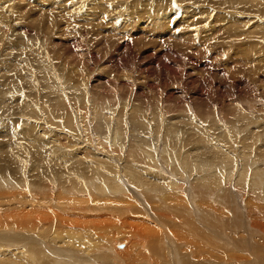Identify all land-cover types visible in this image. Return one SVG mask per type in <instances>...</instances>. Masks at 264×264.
Masks as SVG:
<instances>
[{
    "label": "bare ground",
    "instance_id": "1",
    "mask_svg": "<svg viewBox=\"0 0 264 264\" xmlns=\"http://www.w3.org/2000/svg\"><path fill=\"white\" fill-rule=\"evenodd\" d=\"M19 1L20 0H0V62H2L0 65V143H2V145H0V176L9 175V177L20 178L22 180L25 179L28 192L24 193L22 191L24 186L20 184L19 181H14L11 179L7 182L8 188L3 193V198L0 200V264H96L86 257L81 258V256H79V251L82 253H84V251L92 253L97 248H99L98 251L103 248L105 251L101 253L109 256L114 260H117L118 264L117 257L127 253L129 250L128 242L123 237H120L122 233L119 231V229H122V225L124 224H128L130 229L137 228L138 233L148 234L151 231H154L155 239L157 241L160 240V243H164L165 235L162 231H160V228L162 227L161 219L156 216V214L151 212V208L152 210H155L156 206L154 204H151V207H149L146 201L148 199L154 198L159 199V196L157 195V192L159 191L153 186H158L162 189L164 187L162 181H166L167 183H169L168 179H170V177L172 176L174 177L173 173H179L175 168V158L181 159V163L184 166L183 169L188 168L190 169V171H195V168L197 166L199 167L200 176L198 186L196 181V189L197 187L199 189V198L202 197V195L205 196L206 194H210L207 202H210L209 205L212 206V209L210 210L212 214L208 213L209 216L214 217V215H218L217 217L221 220H215L220 223L219 226L223 225L224 229H227V235L230 233V228H233V230L238 228L240 230L238 231L242 234L238 237V240L236 242L238 247L241 248L240 250H242V252L244 253L245 251H247L244 247L246 246L244 243L246 241L248 244L247 246L250 248V250L255 251L256 254V251L258 250H256V248L254 247L255 241L252 243V241H250V238L246 240L243 234H248V236H251L252 233L259 231V233L263 235L256 236H264V97L261 100L263 102L261 106H253L249 101V97H241L240 99L237 97L238 102L229 104L228 108L225 107L226 110H223V108L221 109V107H211L212 110L209 109L208 103H210V100H207L208 108H206V103L203 104V101L205 100L204 99L201 101L202 103H200V105L205 107L199 108L200 106L197 104L199 106L197 109V106L196 108H194L190 106L191 104L189 105V103L173 105L169 103L168 105L169 99L165 97V93L163 94L162 90H160V92H155L150 88V86L149 93L152 94V100L150 99L152 103H150V100L147 99L149 97V94L146 95L147 91L145 92V95L141 93L142 96L144 95L143 98L146 96V101L140 98L141 96H138L139 99L134 97V91H137L136 88L139 86L138 83L140 81H138L139 79H136L137 81H134V79H132L133 77H129L132 75L135 77L133 72L130 71L132 72V75H130V72L129 74L127 73L128 76H126L127 78L125 77V79L128 80L127 83L133 84L135 82L134 84H136L137 82V87H135L133 90L129 89V91H131V93H129L134 97L133 99H131L130 95L129 97H127L128 90H126L127 93L125 92L127 94L125 98L115 96L114 92L116 90L111 91V89L114 88V83L116 82H118L116 85V89H118L117 87L119 84L120 86L122 85L121 87L119 86V93L121 91L120 89L124 90L126 89L125 87H127L126 85H129L127 83L121 82V76V78H119L120 83L119 80H117L118 78H116L115 82H112L113 86L110 80L108 81L110 82L108 83L109 86L111 85L112 88L109 89L107 87L108 89H106L108 91L110 90L114 94L110 92L108 94L107 91V93L105 94H107L108 96L104 95L103 93V96L106 97L107 100L98 101L93 97L91 91H86V75L84 76L83 82L79 85L70 86L66 84V82H68L69 80L71 72L72 75L76 74L77 78L80 77L79 72L74 69V66L84 61L83 55H89L93 53V50L91 51V49H89L90 42L82 38V36L84 37V35L86 38L87 35L82 33L87 31L84 30V32L82 33L76 31L77 33H80L77 34L78 37H73L70 39H68L67 37V39L69 40L68 42H65V40H60V38H62L63 36H59V40L64 41L67 44H65L64 42H59L58 40H55L56 42L52 45L46 44L47 40H45V38L51 37L50 28L53 29L52 22L54 21V19L52 20V16L49 15L42 21V18L45 15H43V13L40 14L39 11H36L37 9L35 10V8L39 6L38 2L42 1L44 3L45 1L47 3V6H50H48L49 8L53 7L61 10V8L63 7V10L65 12L63 13L67 15L66 20H69L74 18V10H76L75 8L77 7L73 5L74 8H72L70 7V3L65 4L68 0H55L56 3L52 4H49L50 0H30V2L29 0H26L27 3H25L28 6L30 3L38 4L34 6V9L32 7L33 11L38 12L39 15H37L34 14L35 12L31 11V8L29 9V13L28 11L23 12L25 11V5L23 6L22 4L20 7H17V2L19 3ZM98 1L100 0H96V2ZM111 1L117 0H103V2L100 4L101 9L99 8V6L95 7L101 11H99L101 14H106L108 8L110 9V11L115 9L112 6ZM140 1L142 0H139V2ZM190 1H192L193 4L201 3L202 5H204V3H206L205 1L201 0H175V8L174 12L172 11V14H178L179 16L183 14L186 15L187 12H181L178 4L182 2H186L187 4ZM244 1L245 0H233L232 2L227 1L225 3V9L228 11L236 10L238 8L236 10L237 13H247L255 15L254 18L252 17L253 20H255L253 22L251 20L250 21L252 23L255 22L254 24L256 31L254 32V34L260 36L259 40H257L256 43L257 46L253 45L255 44V42H251V40L249 41L251 42L249 43V45L247 44L248 42L246 43V46L249 47H243L239 49L241 52L237 50L238 48L235 49L239 54H241L239 55L236 52L237 56H241V58H248L249 55L255 54V52L257 53L258 51H260V53H262L260 49H262L263 47L261 46L260 48L259 44L262 41V45H264V27H261L262 24H264V13L262 12L264 10V7L262 10L264 0H249L251 4L250 7H246ZM96 2L92 4L98 5ZM154 2L155 1H152V3ZM43 3H41V9V5L39 6V10H43L42 8L46 6V4L43 6ZM210 4L212 5V1ZM213 4L217 6L216 0L215 2H213ZM146 5H143V8ZM152 6L150 5V7ZM160 6L163 5L161 4ZM48 7L47 10L50 11ZM90 7L91 6H89V8ZM163 9L166 10L165 7ZM141 10L142 9H140V11ZM145 10L146 9H144V12L146 13ZM43 11L44 13H46V10ZM68 11L70 12L67 13ZM87 12L89 13V11ZM124 12H127L126 9L121 13V17ZM149 12L148 14L150 15L152 11L150 13ZM100 13L96 14L98 16H101ZM53 14L54 16L57 15L55 13ZM133 14L135 13L133 12ZM76 15L77 14H75V16ZM92 15L94 16L95 14L93 13ZM137 15L139 16V14ZM58 17L62 18V16L60 15ZM121 17L114 16V19H111V23L113 22L112 28H114V30L115 28L117 30V28H119L120 26L127 24V21H129L128 24L131 25L132 23L130 22V19L133 17L135 18L134 15L133 17H130L129 15H127V17L123 16L122 19ZM190 17L191 16L186 18L189 19ZM225 17L228 20L227 24L231 25V30L229 29V31L227 32H230L233 29H238V26L240 27V24L241 26L242 24L244 25V23H246L247 25L249 20L248 19L246 22H243L242 19L238 20L235 18H228L227 16ZM87 18H91V16H82V19L87 20ZM126 18L127 20L124 23L123 21ZM141 18L143 19V16ZM62 19L65 20V18ZM77 19H80V17ZM77 19L76 21H73L76 22V25L78 23ZM142 19H139V21H141ZM148 19L153 21L154 19H163V17L157 16V14H155L151 15ZM167 19L169 21V18ZM22 20L23 23H21ZM99 20L100 19L98 17L97 21ZM87 21L89 22L92 20L90 19ZM117 21L121 23H118ZM183 22L185 23L186 20H183ZM61 23L62 22L60 21L58 24ZM156 23L160 28L164 26V23H160L158 21H156ZM105 24H102L104 28L107 25ZM18 26L20 28L16 29ZM67 26H69V24L66 23V27ZM59 27L60 26H58L57 28ZM129 27L133 28V26H126L125 30ZM247 27L245 28L247 29ZM259 27L263 28L261 33L258 32ZM123 28L124 27L121 28V32L124 33L125 31H122L124 30ZM130 28V31L128 30L127 32H125V34L131 32ZM139 28L141 29V26ZM62 29L63 28H59L61 33ZM65 29L63 31H65ZM100 29L101 31L103 30L102 27ZM100 29H96L94 31ZM31 30L35 31V33L31 32ZM114 30H112L113 33L115 32ZM60 31L57 32L59 33ZM67 31L71 32V30ZM208 31L209 29L206 32ZM97 33L98 32H96L95 34L97 35ZM161 33L159 34L161 35ZM55 35L57 36V33ZM178 37L176 38L178 39ZM111 38L112 36H108L105 39L107 45L105 44L106 49L103 50V53H101L102 55L97 54L101 59L104 58V56L109 52H114L117 49L121 48L120 46H122L121 43H116L113 45L111 44L112 42L109 43V41H112L110 40ZM252 39L255 40L257 38ZM226 40L227 39H225L224 41L226 42ZM177 42L179 41L177 40ZM229 42L231 41L229 40ZM59 43L61 44V46H64L63 44L67 46L66 48L63 47L65 51H59L62 49L61 47H57ZM53 45L57 48H54ZM124 46L129 49L128 44L124 43L123 47ZM226 46L223 47L225 48ZM239 46H241V44ZM49 48H51L55 57L53 61L48 59L47 54L44 51L45 49ZM216 50L219 51L218 49ZM228 50H230V48L227 49L226 47L225 51L228 52ZM71 51L73 53L75 52L74 54L79 57L78 60V58H76L75 56L77 60V62H75L77 64L75 65L72 64L74 62L73 59H75L74 55L73 57L70 56V54L67 56L69 52L72 54ZM95 52L98 53L100 51ZM233 53L234 51H232L231 55ZM61 54L64 55H62L63 57L66 56V59L64 58L63 60L62 57L60 60ZM258 54L257 56L261 55ZM233 56H235V54L232 55V57ZM247 58L246 62L252 60V57L248 58V61ZM257 58L256 59L259 60V57ZM67 59L70 60L67 61ZM257 60L255 62H258ZM59 62L60 67L57 70L54 65ZM241 63L242 62H240V64ZM251 63L253 64L254 62H249V64ZM249 64L247 63L246 65L248 66ZM249 67H251V65ZM256 67H258V65H256ZM121 68H123V66ZM123 69L126 70L125 68ZM63 70L65 71L61 77V73L63 72ZM86 71L90 75H92L91 69L86 68ZM122 72L124 76L126 73L124 74V71ZM142 76L139 77L143 79L144 77L142 78ZM118 77H120V75ZM259 79L261 78L258 77L256 80L260 81ZM238 80L240 82V79H237V81ZM248 81L250 83V79ZM143 82L145 81L143 80ZM245 82L247 81L244 80L243 83ZM256 84L258 86L257 82L255 83V86ZM18 90L19 93H17ZM14 92L16 93L15 95L18 96L17 98L11 97ZM116 92L118 93V91ZM126 94H124V96ZM120 96L124 97L122 93L120 94ZM164 98L168 99V102L164 101ZM170 99L172 101L174 100L171 97ZM147 100L149 101L147 102ZM197 101L195 100L196 103H198ZM195 102L193 104H195ZM190 103L192 102L190 101ZM212 105L213 104H211V106ZM74 114L77 115V121H74ZM182 115L185 117H190L191 120L186 123V121L183 120ZM195 118L199 120H209L210 123H205L203 121L195 124ZM31 120H33L34 122H38V124H41L42 126H37V124H30ZM221 121L225 124H223ZM75 123L77 125H80L76 128ZM50 127L59 129V131H55V133H53L52 131L51 133ZM223 128L226 129L221 131V129ZM194 136H196L197 144L190 147L189 149H187V151L184 152V148H187V144L192 140ZM206 141H208V143L211 145L207 147L211 150V152H208L207 157L212 161L202 162L200 157V154L202 153L198 152L197 149L199 147L205 146ZM227 144L229 145L226 146ZM93 146L95 148H93ZM96 148V151L93 150ZM101 149H103L105 153H102ZM174 149L176 151V154L174 152L172 153V150ZM25 151L29 154V156L31 152L34 153V156H36L40 152L43 156L53 161L51 163V166H49L48 168V173L45 176L41 177L38 180H31V166H29L25 160ZM220 152L222 153L221 156L219 155ZM168 162L169 164H171V170H168L166 168ZM41 164L47 165V159H42ZM163 171L165 172L164 174H162ZM217 171L218 174L216 173ZM31 192H35L37 195L30 197ZM152 193L155 194L152 195ZM246 193H250L251 196H248V200L246 198L247 201H243V208L240 212L239 209H235L234 207H232V203H236V201L237 203L241 202ZM116 194L119 195L117 196L118 198L122 199L120 205L126 206L124 213H131L129 202H133V204L140 203L138 208L135 207V211L141 215H145V221H139L134 217L129 216V218L125 222H119L120 219H122L120 217L123 215V213L120 216L121 212H119V210H113L112 207L109 208L107 206L115 203L114 199L116 197L114 198V196H116ZM211 195L213 196L212 200H210ZM231 196L233 197L231 198ZM199 198L195 196V200L193 201V197L191 195H188L186 193L181 194V200L183 201L182 204L184 205L182 207V217L189 218L191 216L193 219L191 225L194 224L195 226L192 227H196L195 231H197L194 241L190 240L188 236L184 234L183 241L186 242L185 245L188 249L182 246L180 249V253L174 257V254L171 250L162 249L157 251L153 247L149 246L143 247L144 254L138 253L136 254V257L146 258L147 262L149 263L151 260L153 264H214L212 260H209V258H205L206 250L202 249V246L200 245V241L203 242L204 239L203 233L198 228L197 224L201 223L202 225H206V221L204 220L206 217H201L204 214L201 215V210H199V208L201 209V207L199 206L203 201L199 202ZM217 201L220 204H218ZM230 201H232V203ZM192 202L196 203L191 205V207H188V203L192 204ZM207 202L203 203L204 205L207 204L206 209L208 208L207 210H209L210 206L208 207ZM203 203L201 206H203ZM204 207L205 206H203L202 209H205ZM227 207L231 208L230 210L233 211L232 217L230 216V210L228 211L229 208ZM157 209H159V207H157ZM227 211L229 213V216L226 213ZM202 213L205 212L202 211ZM225 214L228 217H226ZM164 215L166 214H163V216ZM164 217L166 218V216ZM228 218L233 221H231V223H227V220H229ZM166 220H169V218H166ZM208 222L210 221L208 220ZM187 225L184 224L181 226ZM220 228L222 229L223 227ZM105 229L114 230L115 232V235L108 236V239H111L112 244L101 245V247H98L97 243H91L94 239H99V241H101V230ZM233 230L231 231V234H234ZM209 234L211 235V233ZM40 237H42L45 242L42 241ZM222 237L223 236H214V238L211 240L217 243L216 247H219L220 250L222 249L223 252H225L223 254L224 257H226L225 254L227 252L226 248H228V245ZM140 239L145 240V237H140ZM263 239L264 237L262 238V243H264ZM209 241L207 242V244L209 245L208 248L211 249V243L213 242L210 241V243ZM56 244L60 246L57 247ZM119 244H122L123 246H125V248L122 249L116 247ZM208 245H206V248ZM61 246L65 248H60ZM230 248L231 247H229V250H231ZM258 249L260 250L261 247L259 248L258 246ZM236 250H238V248H236ZM217 251L219 252V249ZM262 251H264V249ZM218 252L217 255L212 252L214 256H211V254L210 256L217 258L219 255ZM258 252L260 253V251ZM249 253L253 254L251 252ZM219 256H221V253ZM253 256L254 255H252V257ZM194 258H198L195 260L201 261H196L194 263ZM257 258L256 259L259 260V255ZM231 259V257H227V260L230 264L233 263L232 261H238L235 260V258L232 260ZM202 261L206 263H202ZM217 261L215 260L216 263ZM260 261L261 259L259 260L258 264L260 263ZM125 264H141V262L137 259H132L130 261H127ZM244 264H246L245 261Z\"/></svg>",
    "mask_w": 264,
    "mask_h": 264
},
{
    "label": "rangeland",
    "instance_id": "2",
    "mask_svg": "<svg viewBox=\"0 0 264 264\" xmlns=\"http://www.w3.org/2000/svg\"><path fill=\"white\" fill-rule=\"evenodd\" d=\"M123 1L122 0L111 1V4H112V6L115 9L112 10V11H110V9L108 8L109 10L107 9V13L106 14H101L100 13L101 11L98 10L95 6H99V8H100V6H101L100 4L103 2V0H100L98 2H96V0H68L65 4L70 3V7H72V8H74V6L77 7V8H75L76 10H74V16H73L74 18L73 19H69V20H66L67 19L66 18L67 15L64 14L65 12L63 10V7L61 8V10H62V12H61L60 9H56V8H53V7L49 8L50 6L48 5L49 6L48 7L47 6V3L45 1H44V3L42 1L41 2H38L39 3V6L41 5L40 6V9L42 7V4L41 3H43V6L46 4V6H44L42 8L43 10H46V13H44L43 10H39L38 9L39 6L35 8V10L37 9L36 11H39L40 14L43 13V15H45V16H43L42 21L44 20V18H47L49 15L52 16L51 17L52 20L54 19V21L52 22L53 29L50 28L52 30V31L50 30L51 37H46L45 38V40H47L46 44L52 45L53 43L56 42L55 40H58L59 42H62V43L64 41H60V40H65V42L66 41L68 42L69 41L68 39L73 38V37H78L77 34H80V33H77V32H81L82 33V32H84V30L87 31V32L82 33V34H86L87 35L86 38H85V35H84V37L82 36V38L84 40H88L90 42L89 49H91V51L93 50V53H91L89 55H85L84 54L83 55V60L84 61L81 62L78 65H75V64H77V63H75V62H77L76 58H78V60H79V57H77L76 54H74L75 52L73 53L71 51L72 54L70 52L69 53L67 52L68 53L67 56L69 54L72 57L74 55V58L76 56V58L73 59L74 62L72 64L75 65L74 66V69L79 72L80 77L77 78L76 74L75 75H72V72H71V75L69 76V80H68V82H66V84H68L70 86L71 85H79L80 83L83 82L84 76L86 75V82H87L86 83V91L87 92L88 91H91L93 97L96 100H98V101H106L107 98L103 96V93H104V95H107L105 93H107V91H108L107 89L108 88L109 89L112 88V86H113V83L112 82H115V79L118 78L117 80H119V83H120V79L119 78H121V76H122L121 82L127 83L128 80L125 79V77L128 76L127 73L129 74V72L132 71L136 78L132 75V72H130L131 73L130 75H132V76H129V77H133L132 79H134V81H137L139 79L138 80V81H140L138 83V85H139L138 87L139 88L136 86L137 85V82H136V84H134L135 82L133 84L127 83L129 85H126L127 87L124 86L126 89H124V90L123 89H120L121 91L119 93V90L118 89L122 85L120 86V84H119L118 87H117L118 89H116V85L118 83V82H116V83H114L115 84L114 85V88L115 89L113 88V89H111V91L116 90V91H118V93L115 91L114 92L115 94H114L113 92H111L109 90L108 91V94L110 92V93L114 94L115 96H119L121 98H125L127 96V94H128L127 97H129V95H130L131 99H133L134 97L137 98V99H139V97L141 96L140 98H142L144 101H146V98H145L146 96L144 98H143V96L145 95V92L147 91L146 95L149 94V97H150L149 98L147 96L148 97L147 99H149V100L151 99L152 94L149 93L150 92L149 91V87L151 86L150 88L153 91L160 92V90H162V93L163 94L165 93V97H167L169 99V102H168V99H165V98H164V101H167L168 102V105H169V103H171L172 105L173 104H185V103L187 104V103H189V105L191 104L190 106H192L194 108H196V106H197V109H198L199 106H200L199 108L205 107V106H201L200 105V103H202L201 101L205 99L204 100L205 102L203 101V104L206 103L205 104L206 105V108H208V105H207L208 102H207V100L208 101L210 100L209 101L210 103H208L209 104V109H211V107L212 108H214V107L215 108H220L221 107V109L223 108V110H226V108H228V105L229 104L238 102V98L240 99L241 97H249V101H250V103L253 106H261L262 105L263 102L261 100L264 97V82H263L264 79H262V78H264V72H263L264 71V66H263L264 65V63H263V61H264V53H263V51H264V45H262L263 44L262 41L260 42V44L258 43L260 45V48H261V46L263 47L262 49H260L258 47L261 50L262 53H260V51H258L257 53L255 52V54L249 55V57H248V58H251L252 57V60H250L249 62H252L253 61L254 62L253 63L254 66H253L252 63L249 64V62H246V58L247 57L246 58L245 57L241 58V56H237L236 55V52H237V54H239L238 51H240L239 50L240 48H243V47H246L247 48V47H249V46H246V45L247 44L249 45V43H251L253 41L255 42V44H253V45H256L257 40H259V38H260V36H257V34H254V32L256 31L255 24H254L255 22L254 23H252V22L255 20V19L253 20V18H254L255 15H251V14H247V13H244V14L237 13L236 10L238 8L236 10H228L227 11L225 9V3L227 1L232 2L233 0H216L217 6L213 4V2H215V0H201V1H205L206 2V3H204V5H202L201 3L193 4L192 1H190L187 4H186V2H182V3L178 4V7L180 8V11L181 12H185V13L187 12V13H186V15L183 14L181 16H179L178 14H175V15L172 14L174 12V8H175L174 7L175 6V0H163V1L162 0H152V1H155L154 3H152V1H150V0H142L143 2L142 1L139 2V0H123ZM131 1H132V3H131ZM146 1L149 4L152 3L150 5L151 6L153 5V6L150 7V5ZM211 1H212V5L210 4ZM22 2L25 3L26 0H24V1L23 0H20L19 3L17 2V7H20L22 4H23V6L25 5V8H24L25 11H23V12L28 11V13H29V9L30 8L32 9V7H33V9H34V6L38 5L37 3L36 4L35 3H30L29 6H28L26 4L27 2L25 4L22 3ZM29 2H30V0H29ZM95 2L98 5H93L92 4V3H95ZM52 3H56V1L55 0H50L49 1V4H52ZM131 4H132V6H131ZM146 4H148L150 8ZM161 4L163 6L166 5L164 7L167 10V12H166V10L163 9L164 8L163 6H160ZM244 4H245L246 7H250V5H251L250 2H249V0H245L244 1ZM262 4H263V2H262ZM120 5H122V6H120ZM143 5H146V6H144V8H143ZM155 5L158 6V7H156ZM89 6H91V7L89 8ZM124 6H125V8H124ZM47 7H48V9H50L51 12L49 10H47ZM82 7H83V9H82ZM86 7H88V8H86ZM92 7H94L95 10ZM263 7H264V4L262 6V10H263ZM156 8H158V9H156ZM33 9L31 11H33ZM52 9L53 10L55 9V10L53 11ZM91 9L94 10V11H92ZM125 9H126V11L128 13L127 12H124L125 14L123 13V15L121 17V13L123 11H125ZM140 9H142V10L140 11ZM144 9H146L145 10L146 13L144 12ZM162 9H163V11H162ZM148 10L149 11L151 10L152 12L150 11L151 12L150 13ZM211 10H213V11H211ZM36 11H33V12H35L34 14L39 15L38 12H36ZM87 11H89V13ZM69 12L70 11H68L67 13H69ZM133 12L135 14H133ZM148 12L150 13V15L148 14ZM262 12L264 13V10ZM49 13H51V14H49ZM53 13H55L57 15L54 16ZM93 13L97 17L95 15H94L95 16L94 17L92 15ZM96 13L97 14L100 13L101 16H98ZM129 13H131V14H129ZM191 13H192V15H191ZM58 14L60 16H62V18H65V20H63L62 18L58 17L59 16ZM75 14H77V15L75 16ZM89 14H91V15H89ZM132 14L135 16L136 19L133 17ZM137 14H139V16ZM155 14H157V16L163 17V19H157V20L154 19L155 21L154 20L151 21V20L148 19L151 15H155ZM84 15L85 16H88V17L91 16V18H87V20H90L91 19L92 21H89L88 22L86 19H82V16H84ZM127 15H129L130 17L132 16L135 19V21H134L133 18H131L130 19V22L132 23L131 25H129L128 24L129 21H127L126 22L127 24L122 25L120 27L121 28L124 27L123 28L124 30H122V31L127 32L130 27L127 28L126 30H125V27L126 26L127 27L128 26H133V28L132 27L130 28L132 33L131 32H128L127 34H125V32L124 33L121 32V28L120 27L117 28V30H116V28L114 30V28H112L113 27V24H112L113 22L111 23V21L114 19V16L115 17H121V19H122L123 16H126L127 17ZM136 15L138 16L139 19H142L141 17L143 16V19L141 20L143 22L139 21V19L137 18ZM169 15H171V16H169ZM189 16H191V17L189 19H187ZM225 16H227L228 18L230 17V18H233V19L235 18V19H238V20L239 19L240 20L242 19L243 22H246L249 19L248 20V23H249L250 26L248 25V23H247V25H246V23H244V25L242 24V26L240 24V27L238 26V29H233L232 31L227 32V31H229L231 25H228L227 24L228 23V20H227V18ZM76 17L77 18L80 17V19H77ZM98 17L100 19L99 21H97L98 20ZM167 18H169V21H168ZM171 18H172V20H171ZM224 18H226V19H224ZM55 19H57V20H55ZM76 19H77V22H78L77 25H76V22H73V21H76ZM174 19H176V20H174ZM23 20H24V18H23ZM23 20L21 21V23H23ZM84 20H86L87 22L84 21ZM126 20H127V18L123 22L125 23ZM147 20H148V22H147ZM183 20L184 21L186 20L185 23H187L188 26H187V24H185L183 22ZM187 20H188L189 23L187 22ZM56 21L58 23L61 21L62 22L61 24H64L65 23L64 24L65 26L64 25H61V24H58ZM144 21H145V23H144ZM150 21H151V23H150ZM156 21H158L160 23H164L165 21L166 22L164 23V26L162 28H160V27L157 26ZM170 21H171V23H170ZM176 21H178V22H176ZM138 22H141L142 24L141 23H138ZM66 23L69 24L70 27L67 26L68 27L67 28L66 27ZM118 23H121V22H118ZM54 24H55V26H54ZM79 24L81 26H83V27H81ZM102 24L103 25L104 24L106 25L105 26L106 29L104 28V26ZM173 24H174V26H173ZM139 25L141 26V29L142 30L139 28L140 27ZM166 25H168V26H166ZM170 25H172V26H170ZM58 26H60L59 27L60 29L63 28L62 29V33L59 30V28H57ZM75 26H76V28H75ZM178 26H180V27H178ZM208 26H209V28H208ZM220 26H221V28H220ZM244 26L245 27L248 26L247 29ZM65 27H66V29H65ZM98 27H100V28L102 27L103 30L105 29L104 32H103V30L101 31V29L98 28ZM169 27H170V29H169ZM175 27H176V29H175ZM261 27H264V24H262ZM261 27L258 28V32H260V33L263 30V28H261ZM19 28L20 27L18 26L16 29H19ZM92 28H93V31H92ZM64 29H65L66 33H65V31H63ZM96 29H100V30L94 31ZM208 29H209V31L206 32ZM249 29H251V30H249ZM55 30H56L57 36L55 35L56 34L55 33ZM67 30H71V32L70 31H67ZM112 30H114L115 32L113 33ZM57 31H60V32L58 33ZM99 31H101V32H99ZM118 31H119V34H118ZM31 32L35 33V31H33V30H31ZM67 32H68V34H67ZM90 32H91V34H90ZM96 32H98L97 35L95 34ZM168 32H170V33H168ZM92 33H93V35H92ZM101 33H103V34H101ZM105 33H107V34H105ZM115 33H116V35H115ZM159 33H161L162 36ZM66 35H68V36H66ZM94 35H95V37H94ZM59 36L60 37L63 36V37L60 38ZM108 36L109 37L112 36V38L110 39L112 41H109V43L112 42L111 43L112 45L113 44H116V43H118V44L121 43L122 46H120L121 48L118 47L119 49L116 50L117 52L116 51L109 52L108 54H106L104 56V58L101 59L98 55H102L101 53H103V50L106 49L107 42L105 41V39ZM67 37H68V39H67ZM176 37H178V39ZM59 38H60V40H59ZM218 38H219V40H218ZM247 38H248V41H247ZM252 38H254V39L257 38V39H255L256 40L255 41ZM225 39L228 40V42L226 40L227 43L224 41ZM177 40L180 43L177 42ZM229 40L231 42H229ZM244 40H245V42H244ZM249 41H251V42H249ZM122 42H124L125 44H128L129 49H127L125 46L123 47V44L124 43H122ZM177 43H179V44H177ZM65 44H67V43H65ZM65 44H63L64 46H61L60 43L57 45L58 48H60V47L62 48L61 50H59L60 52L61 51H65L64 48H63V47H65V48L67 47ZM79 44H81V43H79ZM189 44H192V45H189ZM237 44H239V45L241 44V46H239ZM242 44H243V46H242ZM236 45L239 46V47H237ZM140 46H141V48H140ZM223 46H226L227 49L230 48V50H228V52H226L225 51L226 50V47L224 48ZM228 46H229V48H228ZM57 47L54 46V48H57ZM220 48H222V49H220ZM236 48H238L237 49L238 51L235 50ZM216 49H218L220 52L217 51ZM164 50H165V52H164ZM231 50L234 51V53L232 55L235 54V56H233L235 59L231 55V53H232ZM44 51L46 52L47 57H48L49 60H52L53 61L55 59L51 48L45 49ZM95 51H100V52L97 53ZM221 51H223L225 53H223ZM136 53H139V54H136ZM258 53L261 54V55H259ZM220 54H222V55H220ZM257 54L259 56H257ZM62 55L63 54H61L60 60L64 56V55L63 56ZM239 55H241V54H239ZM255 55L257 57H259V60H257L258 58ZM260 56L263 57V58H261ZM166 57H168V58H166ZM236 57H237V59H236ZM64 58L66 59V56L63 57V60H64ZM248 58H247V61L249 60ZM255 59L258 62H255L256 61ZM68 60H70V59H67V61ZM56 61H59V60H56ZM240 62H242V63L240 64ZM1 63L2 62H0V65H1ZM247 63L249 64L248 66L246 65ZM255 63H257V64H255ZM59 64H60V62L59 63H56L54 65L57 70L60 67ZM121 65L126 70H124L123 68H121L122 67ZM250 65H251V67H249ZM256 65H258V67H256ZM86 68H89V69L92 70V75H90L86 71ZM227 69H228V71H227ZM229 69L232 70V71H230ZM127 70H128V72H127ZM234 70L235 71L237 70V71L235 72ZM64 71L65 70H63V72L61 73V77H62V74L64 73ZM122 71H124V74L126 73L124 76L122 74L123 73ZM150 71H151V73H150ZM226 72H228L229 74L226 73ZM115 73H116V75H115ZM135 73H137V74H135ZM109 74H110V76H109ZM114 75L115 76H117V75L119 76L120 75V77H118V76L115 77ZM136 75L138 76V78H137ZM139 76H142V78L143 77L144 78L141 79V77H139ZM241 77L243 78V80H242ZM258 77L261 78V79H259L260 81L256 80ZM248 78L250 79V83L248 81L249 80ZM237 79H240V82L241 83L239 82V80L237 81ZM109 80H110L112 86L111 85L109 86V84H108V83H110V82H108ZM123 80H125V81H123ZM143 80L145 82H143ZM244 80L247 81V82L243 83ZM146 81H147V83H146ZM253 81L254 82L256 81L258 83V86H257V84L255 86V83L256 82L254 83ZM141 82H142V84H141ZM163 82H165V83H163ZM144 83H146V84H144ZM143 84H144V86H143ZM262 84H263V86H262ZM145 86H146V88H145ZM129 87H131V88H129ZM135 87H137L136 88L137 91H134V94L135 95L133 97V96H131V94H130L131 91H129V89L130 90H133ZM105 90H106V92H105ZM126 90H128V93H127ZM17 93H19V90L17 91ZM121 93L123 94V96H124V94H126V95L124 97H122V96H120ZM141 93L144 94V95L142 96ZM15 94L16 93L14 92L11 95V97L17 98L18 96L15 95ZM109 96H111V95H109ZM170 97L172 99H174L175 102H174V100L172 101L170 99ZM197 99H198V101H197ZM149 100H147V102ZM151 100H150V103H152ZM195 100L198 103H196ZM221 100H222L223 103L221 102ZM190 101L192 103H190ZM194 102H195L196 105L193 104ZM16 103H17V101H16ZM211 104H213L214 106L213 105L211 106ZM182 117H183V120L186 121V123L191 120L190 117H185L183 115H182ZM73 118H75L74 121L75 120L77 121V115L76 114L73 115ZM203 121L205 123H210L209 120H199V119H196V118L194 119L195 124H198L199 122H203ZM30 122H31L30 124H33V125H36L37 124V126H42L41 124H38V122H34L33 120H31ZM217 122H220V121H217ZM52 123H54V122H52ZM222 123L225 124L224 122H222ZM75 125H76V128H77L80 124L77 125L75 123ZM226 128H228V127H226ZM226 128L221 129V131L224 130V129H226ZM50 130H51L50 131L51 133H52V131H53V133H55V131H57V132L59 131V129H55L54 127H50ZM80 144H82V143H80ZM196 144H197V140H196V136H194L192 138V140L187 144V148H184V152L187 151V149H189L190 147H192V146H194ZM0 145H2V143H0ZM228 145L229 144H227L226 146H228ZM161 146H162V143H161ZM209 146H211V145L208 143V141H206V145L205 146L199 147L197 149L198 152H201L202 153V154H200V157H201V161L202 162L212 161L210 158L207 157L208 156V152H211V150L209 148H207ZM93 148H95V147L93 146ZM51 150H54V149H51ZM93 150L96 151L97 148L96 149H93ZM192 151H195V150H192ZM101 152L102 153H105V151L103 149H101ZM173 152L176 154L175 149L172 150V153ZM33 154L34 153L31 152V154L29 156V154L26 152L25 153V155H26L25 160L28 163V165L31 166V170H30L31 180H38V179H40L41 177L45 176L48 173V171H49L48 168H49V166H51V163L53 161L50 160V159H48V158H46L45 156H43L40 152L36 156H34ZM181 154H182V150H181ZM221 154L222 153L220 152L219 155L221 156ZM44 158L47 159V163H48L47 165H42L41 164V161ZM197 165H198V163H197ZM166 168L168 170H171V164H169V162H168ZM175 168H176V171H178L179 173H173L174 174V177L172 176V177H170V179H168V182L169 183H167L166 181H162V183L164 184V187L162 189L159 188L158 186H153V187H155L159 191V192H157V195L159 196V199L154 198V199H148L146 201L148 203V206L149 207H151V204H154L156 206V209L155 210H152V208H151V212H153L154 214H156V216H158L161 219V225H162V227L160 228V231H162L164 233V235H165L164 243H160L159 242L160 240L157 241L155 239V232L154 231H151L148 234H146V233H138L137 232V230H138L137 228L136 229L135 228L134 229H130L128 224H124V225H122L123 228L122 229H119V231L122 233L120 235V237H123L128 242L129 250H128L127 253H125V254L120 255V256L117 257L118 258V264H125L127 261H130L132 259L139 260L141 262V264H153V262L151 260H150V263H149V262H147V259L146 258L136 257V254H138V253L144 254L143 253V247H149L150 246V247H153L154 249H156L157 251L162 250V249L171 250L173 252V254H174V257H175V256H177L180 253V249H181L182 246L185 247L186 249H188L187 246L185 245L186 242L183 241L184 240V234H186L190 240H193L194 241L195 234H197V231H195L196 230V227H192V226H195L194 224L191 225V223L193 221V219H192L191 216L189 218H186V217L183 218L182 217V214L181 213L183 212V208L182 207L184 205L182 204L183 201L181 200V194L182 193H186L188 195H191L193 197V201L195 200V196L197 198H199L200 192H199L198 187L196 189V181H197V186H198L199 176H200L199 167L197 166L195 168V171H190V169H188V168L187 169H183L184 166L181 163V159H176L175 158ZM164 173L165 172L163 171L162 174H164ZM216 173L218 174V171ZM120 177H121V175H120ZM11 179L14 180V181H19V183L24 186V188L22 189V191L24 193H27L28 192V188L26 187L27 186V183H26L25 179L22 180L20 178L9 177V175H1L0 176V200L3 198V193L8 188L7 182L9 180H11ZM29 185H30V183H29ZM30 188H31V186H30ZM154 194L155 193H152V195H154ZM35 195H37L35 192H31V196L30 197H33ZM249 195H250V193H248V194L246 193L244 195L245 197L243 198V200L241 202H239V203H237V201H236V203H232V201H230L233 204L232 207H234L235 209L236 208L239 209V211L241 212L242 211V208H243V201H247L249 199V197L251 196V195L250 196ZM117 196H119V195L116 194V196H114V198L116 197L115 199L117 201L114 199V202L115 203L112 204V205H107V206L109 208L112 207L113 210H119V212H121L120 216L123 213V215L120 217L122 219L119 218L120 219L119 222H122V223L125 222L129 218V216L130 217H134L135 219H137L139 221L140 220L145 221V215H141V214H139V213H137L135 211V207L138 208L140 203L133 204V202H129L130 203V207H131V213L130 214L124 213V210L126 209L125 208L126 206L120 205L122 199L118 198ZM209 196H210V194H206L205 196L202 195L203 199H202V197H200L199 198V202H202V201L203 202H207ZM212 197L213 196L211 195V199L210 200H212ZM232 197L233 196H231V198ZM239 197H240V195H239ZM239 197H236V198H239ZM246 198H247V200H246ZM195 203L196 202H192V204L188 203V207H191V205H193ZM202 203H201V205H202ZM207 203H208V207H209L210 206L209 205L210 202H207ZM217 203L220 204L218 201H217ZM245 203H247V202H245ZM227 204H230V203H227ZM201 205L199 206V207H201V209L199 208V210H201L200 211L201 212V215L204 214L201 217H206L204 219L206 221V225H202L201 223H198L197 225H198V228L203 233V239L204 240H203V242L200 241V243H201L200 245L202 246V249L206 250L205 251L206 252V255H205L206 257L205 258H209V260H212L214 264H226L228 262L227 257H231L232 259L235 258V260H238V261H236L237 263L234 262V261H232L233 263H231V264H244V261H245L246 264H247V262H248V264H253V263L254 264L255 263L258 264V262H259L260 259H261V261H260L259 264H264V259H263V257H264L263 256L264 255L263 252L264 251H262L264 249V243L261 242L262 241V238L264 236L263 237H257V236H262L263 234L259 233V231H256V232L252 233L251 236L250 235L248 236V234H246V235L243 234L244 237L246 238V240H248V238H250V241H252V243L255 241L254 243L257 244L259 246V248L261 247V249H262V250L261 249L259 250L258 249V246L254 244V247L256 248V250L260 251V253L258 251H256V254H255V251H251L250 248L247 246L248 245L247 242L245 241L244 243H245V245L247 247L246 246H244V247L246 248L247 251L244 250L245 251V253H244V252H242V250H240L241 248H239L238 245H237V243H236L237 240H238V237L242 235L241 232H239L240 230L238 228H236L237 230L236 229L233 230V228H230V233L227 235V233H226L227 229H224V226L223 225L222 226H219L220 223L218 221H216V220H221V219H219L217 217L218 215H216V216L214 215L215 218L212 217V216H209L208 213H211L210 210L212 209V206H210L209 207L210 209L207 210L208 209V208L206 209L207 204L204 205V203H203V206H205L204 207L205 209H202L203 206H201ZM157 207H159V209H157ZM227 208H229V207H227ZM230 209L231 208H229L228 211ZM202 211L205 212V213H202ZM228 211L226 213L229 216ZM229 212H230V216L232 217V212L233 211L230 210ZM163 214H166L164 216H166V218H169V220H166V218L163 216ZM227 215L225 214L226 217H228ZM160 216L161 217L163 216V217L161 218ZM207 216H209V217H207ZM210 217H211V219H210ZM186 219H188V220H186ZM208 220L210 222H208ZM227 221H228L227 223H231V221H233V220L229 219ZM184 224L185 225L188 224L189 226L188 225L187 226H181V225H184ZM220 227H223L222 228L223 231H222V229ZM183 229H184V231H183ZM232 230L234 231V234L233 233L231 234V231ZM238 232H239V234H238ZM189 233H190V235H189ZM209 233H211V235ZM221 233L224 234V235H222ZM109 235L110 236L111 235H115L114 230H108V229L101 230V241H99V239H97V240L94 239V240H92L93 242H91V243H97V246L98 247H101V245H111L112 244L111 239H108V236ZM214 236H223L222 238H224L225 242H227L226 244L228 245V248H226V249H227V252L228 253L226 252V254H225L226 257H224V254H223L225 252H223L222 249L220 250L219 247H216V244L217 243L216 242H213V240H211V239L214 238ZM140 237H145V240H141ZM192 237H194V238H192ZM40 238L42 239V237H40ZM209 240L211 242H213V243H211ZM42 241L45 242L44 239H42ZM208 241L212 244L211 245V249L208 248L209 247V245L207 244ZM258 242H259V244H258ZM263 242H264V239H263ZM229 243L232 246H230ZM60 244H62V243H60ZM206 245H208L207 248H206ZM56 246L59 247L60 245L56 244ZM116 247L122 248V249L125 248V246H123L122 244H119ZM195 247H196V245H195ZM229 247H231L230 248L231 250H229ZM60 248H65V247H62L61 246ZM216 248H217V250L219 249V252L216 250ZM236 248H238V250H236ZM98 249L99 248H97L92 253H88L86 251H84V253H82V252L79 251V253L82 254V255L79 254V256H81V258H85L86 257L90 261H92V262H94L96 264H117V260H114V259L110 258L109 256H106V255H104V254L101 253V252H104L105 251L103 248L100 249L99 251H98ZM196 249H197V247H196ZM213 249H214V251H213ZM220 251H222V252H220ZM248 251L251 252V253H253V254H250ZM209 252H211V253H209ZM212 252L214 254H216V255H217V252H218L219 255L221 253V256L218 255V257H217L215 255L217 258L211 257V256H214ZM229 252H231V253H229ZM210 254H211V256H210ZM208 255H209V257H208ZM252 255H254V256L252 257ZM258 255H259V260H257L258 259L257 258ZM261 256H262V258H261ZM195 259H198V258H194L193 259L194 263L196 261H201V260H195ZM217 259H218L219 263H218ZM169 260H170V258H169ZM215 260L217 261V263L215 262ZM242 260H244V261H242ZM202 263H206V262H203L202 261ZM227 264H230V263L228 262Z\"/></svg>",
    "mask_w": 264,
    "mask_h": 264
}]
</instances>
